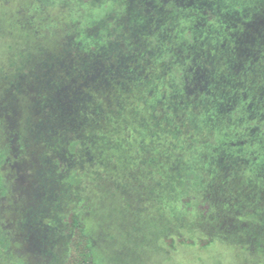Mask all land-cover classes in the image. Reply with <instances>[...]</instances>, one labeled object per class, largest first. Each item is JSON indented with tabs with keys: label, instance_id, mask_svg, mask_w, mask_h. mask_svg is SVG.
Listing matches in <instances>:
<instances>
[{
	"label": "trees",
	"instance_id": "16d2710c",
	"mask_svg": "<svg viewBox=\"0 0 264 264\" xmlns=\"http://www.w3.org/2000/svg\"><path fill=\"white\" fill-rule=\"evenodd\" d=\"M118 1L119 12L114 0H36L35 8L47 12L43 25L54 18L60 33L34 64L27 57L33 68L22 64L19 78L25 83L34 66L44 73L34 84L37 96L27 94L31 81L22 88L31 98L27 117L43 110L52 140L44 123L24 122L18 141L24 150L31 131L51 148L44 157L50 173L41 172L39 188L58 201L57 181L79 202L78 210L57 209L56 224L44 226L63 233V264H105L95 258L81 216L94 205L81 195L88 181L98 187L108 179L117 193H134L141 204L129 202L138 216L164 213L182 234L190 233L191 220L226 211L237 223L263 229L264 0ZM15 154L10 158L20 168L22 156ZM10 158L0 150V199L7 195L1 168ZM144 197L154 203L143 204ZM239 225L204 236H164L161 245L203 250L222 237L248 252ZM8 245L0 235V250Z\"/></svg>",
	"mask_w": 264,
	"mask_h": 264
},
{
	"label": "rangeland",
	"instance_id": "374dc122",
	"mask_svg": "<svg viewBox=\"0 0 264 264\" xmlns=\"http://www.w3.org/2000/svg\"><path fill=\"white\" fill-rule=\"evenodd\" d=\"M114 1H116L113 3L114 9L118 10L117 2L119 1ZM35 2L36 0H0V93L3 92L2 96L0 95L2 97L0 98V107H2L0 108V150L6 152L8 158L11 154L13 157L15 152L17 160L19 156H22L21 162H17V164L20 162V168H16L18 167L16 163H12V157L10 161L6 160L7 163L1 168L7 195L0 199V235L9 245L6 251L0 250V264H63L66 239L59 229L52 231L44 226L56 224L52 218H56L57 209L60 214L68 207L78 210L79 203L76 197L69 196L65 188L62 189L64 186L57 181L55 183L58 185L54 186L56 198L59 200L54 202L46 197L44 187L39 188V185L43 184L41 172L45 176L50 173L44 157L52 154L51 148L44 141L38 140L31 131H27V136L23 138L26 144L24 150L18 142L20 130L24 129L22 125L24 122L31 126L40 122L44 123L42 129L45 134L48 129V115L39 107L32 110L33 115L30 120L27 117L30 94L34 97L39 93L34 84L38 83L39 73L42 71L35 69L37 66H34L31 74L29 73L31 79L28 78L29 76L25 77L23 73L25 79L23 84H27V81L33 83L28 84L26 88L30 96L27 97L23 92V84L19 82V78L22 77V64L33 66L29 62L34 64L38 54L42 52V46L44 45L47 51H50L60 33L54 18L50 21L45 19L46 24L43 25L42 17L47 12L36 9ZM56 14L57 12L51 17ZM103 23L105 22L101 19V25ZM82 28L88 29L87 25H83ZM29 55L32 57L28 62ZM14 65H17V68H12ZM5 74H9V79H2L6 76ZM43 74L40 73L41 80H43ZM8 111L18 114L19 117L13 119V113ZM8 138L13 144H17L16 148H14L15 145H11ZM45 138H48L50 142L52 140L48 132ZM155 166L158 168V165ZM88 186H90L89 190L81 195L94 205L90 212H82L81 216L87 220V232L94 256L99 262L105 264H257L264 261V228L259 229L257 225L245 222L237 223L238 221L234 220L227 211L226 213L221 211L219 217L214 219L191 220L193 224L190 233L182 234L178 231L176 224L171 225L166 222L164 213L157 215L155 212H149L150 215L138 216L139 214L133 210L132 203L129 202L141 204L138 197L134 193L129 196L123 192L117 193L116 186L113 187L114 185L108 179L100 181L98 187L88 181ZM224 190L228 192L227 187ZM216 191H220L218 185H216ZM144 198L146 199L143 204L149 206L154 203L147 197ZM226 198L230 199V196H225L224 199ZM220 200L223 202L221 196H218L215 197L214 202L221 208L223 205L219 203ZM44 209L46 215L41 216ZM40 219L42 224L38 222ZM238 224H240V233L241 231L246 233L243 240H247L250 246L248 252H241L235 247L234 241L222 237L216 246L203 250L180 245H176L177 250H173L161 245L164 236L190 234L204 236L210 231L217 232L224 229L234 231Z\"/></svg>",
	"mask_w": 264,
	"mask_h": 264
}]
</instances>
